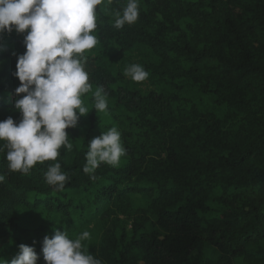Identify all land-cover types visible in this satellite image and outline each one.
Here are the masks:
<instances>
[{"label": "trees", "instance_id": "16d2710c", "mask_svg": "<svg viewBox=\"0 0 264 264\" xmlns=\"http://www.w3.org/2000/svg\"><path fill=\"white\" fill-rule=\"evenodd\" d=\"M126 4L97 7L89 113L66 129L71 150L29 174L0 151V264L21 244L46 264L56 229L88 231L103 264H264V0H139V19L117 29ZM26 34H0V121L22 119L14 73ZM131 64L148 78L126 77ZM98 87L106 112L94 109ZM112 127L126 154L86 174L88 143ZM56 162L69 177L62 190L44 176Z\"/></svg>", "mask_w": 264, "mask_h": 264}, {"label": "clouds", "instance_id": "9594fccd", "mask_svg": "<svg viewBox=\"0 0 264 264\" xmlns=\"http://www.w3.org/2000/svg\"><path fill=\"white\" fill-rule=\"evenodd\" d=\"M102 3L104 0H0V34L27 33L26 52L18 57L14 73L21 82L15 92L18 97L23 95L15 101V108L22 119L18 123L11 117L0 121V141L6 142L0 151L7 149L10 171L29 174L38 162L57 161L61 148L71 150L66 129L77 127L80 117L89 113L82 99L92 92L84 54L98 43L94 31L97 7ZM138 19L139 0H127L122 14L115 13L114 27L122 29ZM124 75L139 83L149 73L142 65L131 64ZM93 96L96 112H106L103 88L98 87ZM125 154L121 133L112 127L88 143L83 171L92 174L102 163L118 166ZM44 176L60 190L69 179L59 162L49 165ZM3 180L0 175V182ZM89 238L88 231L71 238L56 229L54 236L43 241L46 264H103L83 243ZM19 248L10 264H38L33 247L21 244Z\"/></svg>", "mask_w": 264, "mask_h": 264}, {"label": "rangeland", "instance_id": "374dc122", "mask_svg": "<svg viewBox=\"0 0 264 264\" xmlns=\"http://www.w3.org/2000/svg\"><path fill=\"white\" fill-rule=\"evenodd\" d=\"M188 21L185 20V21H182L180 23L181 27L183 29H186V25H187ZM85 70L90 73V72H93L95 71V65L94 63L91 61V60H86V63H85ZM89 83L91 84V80H90V77H89ZM82 139L85 138V134L82 135L81 137ZM72 196L75 197L76 196V193H72ZM137 204H140V199H137ZM122 221H123V224L122 226H126L127 227V231H128V234H129V237L131 238L133 236V226H132V221L131 220H127L125 218H122ZM155 224V223H154ZM154 227H157V224L154 225ZM5 260L6 261H11V257H9L8 255L5 257Z\"/></svg>", "mask_w": 264, "mask_h": 264}]
</instances>
